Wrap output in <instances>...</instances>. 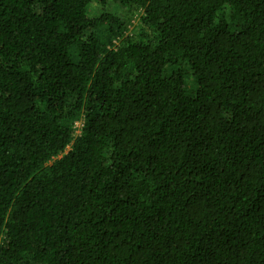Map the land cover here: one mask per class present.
Here are the masks:
<instances>
[{
  "label": "trees",
  "instance_id": "obj_1",
  "mask_svg": "<svg viewBox=\"0 0 264 264\" xmlns=\"http://www.w3.org/2000/svg\"><path fill=\"white\" fill-rule=\"evenodd\" d=\"M0 264H264V0H0Z\"/></svg>",
  "mask_w": 264,
  "mask_h": 264
},
{
  "label": "rangeland",
  "instance_id": "obj_2",
  "mask_svg": "<svg viewBox=\"0 0 264 264\" xmlns=\"http://www.w3.org/2000/svg\"><path fill=\"white\" fill-rule=\"evenodd\" d=\"M103 6L94 2L90 9V15L96 16L102 13ZM109 11L120 17L124 21H128L129 25V34L131 36H138L140 31L144 28L141 17L143 16L142 8H136L135 6H125L119 4L118 2H111L109 4ZM192 76H188L185 78L186 87L190 93H193L195 87L193 88V81L190 79Z\"/></svg>",
  "mask_w": 264,
  "mask_h": 264
},
{
  "label": "built area",
  "instance_id": "obj_3",
  "mask_svg": "<svg viewBox=\"0 0 264 264\" xmlns=\"http://www.w3.org/2000/svg\"><path fill=\"white\" fill-rule=\"evenodd\" d=\"M80 126V124L79 123H77V127H79ZM80 128V127H79ZM78 132H80V130L78 131Z\"/></svg>",
  "mask_w": 264,
  "mask_h": 264
}]
</instances>
